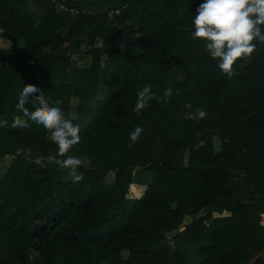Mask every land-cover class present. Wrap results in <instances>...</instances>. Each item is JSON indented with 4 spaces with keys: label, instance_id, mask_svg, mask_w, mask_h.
Here are the masks:
<instances>
[{
    "label": "trees",
    "instance_id": "obj_1",
    "mask_svg": "<svg viewBox=\"0 0 264 264\" xmlns=\"http://www.w3.org/2000/svg\"><path fill=\"white\" fill-rule=\"evenodd\" d=\"M201 2L0 0V264H264V43L229 79L190 36ZM145 85L173 94L137 115ZM27 87L79 124L81 181L48 131L13 127Z\"/></svg>",
    "mask_w": 264,
    "mask_h": 264
},
{
    "label": "clouds",
    "instance_id": "obj_2",
    "mask_svg": "<svg viewBox=\"0 0 264 264\" xmlns=\"http://www.w3.org/2000/svg\"><path fill=\"white\" fill-rule=\"evenodd\" d=\"M191 29L192 40L203 44L205 53L216 62L218 70L231 79L238 61L251 57L257 43H264V0H202L191 19ZM172 94L171 87L158 96L151 85H145L136 93L132 111L142 114L153 99L167 104ZM62 102L50 103L44 92L32 87L24 88L16 103V111L24 119L14 123L13 127L27 130L35 126L48 131L56 146L53 157L56 164L67 169L75 183L83 179L78 168L85 161L68 153L81 139L80 126L65 116L59 106ZM184 107L189 110L186 112L187 119H203L207 115L203 108L192 110L191 103H186ZM4 123L0 121V126ZM143 131L142 127L136 126L129 133V144H135Z\"/></svg>",
    "mask_w": 264,
    "mask_h": 264
},
{
    "label": "rangeland",
    "instance_id": "obj_3",
    "mask_svg": "<svg viewBox=\"0 0 264 264\" xmlns=\"http://www.w3.org/2000/svg\"><path fill=\"white\" fill-rule=\"evenodd\" d=\"M10 46L9 41L7 40L6 36L4 35V33L0 30V50L4 49V48H8ZM70 61L74 64V66L82 68V67H88L90 65L91 62V58L90 57H86L84 59H80L77 56H72L70 58ZM199 64V63H198ZM53 103V102H50ZM48 137L50 139V133H48ZM51 140V139H50ZM11 162V157H6L5 160L2 162L1 165V171H0V178H3L6 170H7V166L10 164ZM87 163L89 164L90 162L87 161ZM109 182L112 183L114 182V176L110 175L109 176ZM34 183L38 186H49L51 184L50 182V177L49 176H41V175H37L34 178ZM147 190V186H137V185H133L128 193V198L129 199H140L144 196L145 192ZM228 214H223L220 215L218 213L214 214L215 218H222V217H228ZM190 218H187L184 225L181 227V231L184 229L183 227L185 226V224H188L190 222ZM263 224H264V220H263ZM124 257L126 258L127 255L125 254Z\"/></svg>",
    "mask_w": 264,
    "mask_h": 264
},
{
    "label": "built area",
    "instance_id": "obj_4",
    "mask_svg": "<svg viewBox=\"0 0 264 264\" xmlns=\"http://www.w3.org/2000/svg\"><path fill=\"white\" fill-rule=\"evenodd\" d=\"M72 13L76 14V13H77V11H76V10H72Z\"/></svg>",
    "mask_w": 264,
    "mask_h": 264
},
{
    "label": "crops",
    "instance_id": "obj_5",
    "mask_svg": "<svg viewBox=\"0 0 264 264\" xmlns=\"http://www.w3.org/2000/svg\"><path fill=\"white\" fill-rule=\"evenodd\" d=\"M138 186V185H137Z\"/></svg>",
    "mask_w": 264,
    "mask_h": 264
}]
</instances>
